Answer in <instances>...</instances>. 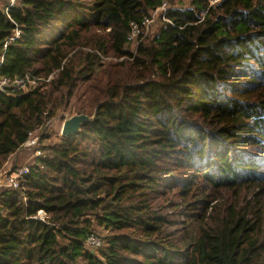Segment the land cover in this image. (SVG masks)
Wrapping results in <instances>:
<instances>
[{"label": "trees", "instance_id": "16d2710c", "mask_svg": "<svg viewBox=\"0 0 264 264\" xmlns=\"http://www.w3.org/2000/svg\"><path fill=\"white\" fill-rule=\"evenodd\" d=\"M17 1L0 77L51 80L0 92V174L77 93L96 118L1 194L0 264H264V0Z\"/></svg>", "mask_w": 264, "mask_h": 264}, {"label": "built area", "instance_id": "2783aa9c", "mask_svg": "<svg viewBox=\"0 0 264 264\" xmlns=\"http://www.w3.org/2000/svg\"><path fill=\"white\" fill-rule=\"evenodd\" d=\"M8 1V6L6 8V13L9 12V9L12 7H15L18 3L17 0H7ZM221 0H211L212 4H215L217 2H219ZM167 4H164L163 7L159 8L157 11L153 12L152 17L148 18L145 20V22H143V28H145L146 30L149 29V27L152 25V23L155 20L156 15L159 14H163V16L166 13L167 10ZM164 20L168 21L165 16H164ZM17 37L19 36V33H17L16 35ZM133 38H135L136 40H139L140 36H141V28L138 25H134L133 26V33L131 35ZM3 59L1 60L0 64H3ZM51 79H44V78H40V77H33L31 75H27L24 78H20V79H16V80H10V79H6V78H1L0 77V92H9V91H13V92H28L30 90V88H34L39 86L40 83H44V82H49ZM33 135V134H32ZM31 135V136H32ZM30 141V139H29ZM27 142L25 144V146H30V145H36L37 144V140L33 141V142ZM41 157H44V153H42V150L38 149L35 152V158L36 161L34 163L33 166H35V164L37 163V160ZM32 167L30 166H22L19 168H16L15 170H3L2 173L0 174V188H5L8 190H20L22 188V184L23 181L26 177V175H28V173L30 172V169ZM0 193V197H1ZM38 219L40 220H45L46 216L45 213L43 211H40L38 214ZM102 246V239L98 234H92L87 242H86V248L89 250H97Z\"/></svg>", "mask_w": 264, "mask_h": 264}, {"label": "rangeland", "instance_id": "374dc122", "mask_svg": "<svg viewBox=\"0 0 264 264\" xmlns=\"http://www.w3.org/2000/svg\"><path fill=\"white\" fill-rule=\"evenodd\" d=\"M192 0H180L179 4L187 6L191 3ZM215 1V0H214ZM163 18L162 16L158 13L155 17L154 22L152 25L149 27L148 31H151V34H154L157 32L158 28L162 25L163 23ZM162 22V23H161ZM137 47L136 42H132L131 48L135 50ZM84 99V98H83ZM79 107H82V104L78 101V93H77V98H74L69 106V108H64L61 111L58 112V115L50 121L47 125V127L43 130H39L35 133L30 138L29 142H33L37 140L36 145H30V146H24L21 148L20 151H18L15 155H13L7 164L5 165L4 169L7 170H15L16 168L22 167V166H30L33 167L36 158H35V152L40 149L42 150V153H44L43 148L50 145V144H57L60 140L61 131L63 127V123L68 116H74L78 113ZM90 114V113H89ZM46 135V136H45ZM49 138H45L48 137ZM5 191H8V189L5 188H0V193H3ZM98 235L101 237H106L107 232L103 230H98Z\"/></svg>", "mask_w": 264, "mask_h": 264}, {"label": "water", "instance_id": "95a60500", "mask_svg": "<svg viewBox=\"0 0 264 264\" xmlns=\"http://www.w3.org/2000/svg\"><path fill=\"white\" fill-rule=\"evenodd\" d=\"M95 118V115L91 117L82 114L66 117L61 131L62 137L70 138L80 134L87 124L94 122Z\"/></svg>", "mask_w": 264, "mask_h": 264}, {"label": "bare ground", "instance_id": "6f19581e", "mask_svg": "<svg viewBox=\"0 0 264 264\" xmlns=\"http://www.w3.org/2000/svg\"><path fill=\"white\" fill-rule=\"evenodd\" d=\"M168 5V4H167ZM168 7V6H167ZM153 14V13H152ZM162 17H163V20H164V16H163V14H160ZM152 17V16H151ZM165 18H166V16H165ZM165 21V20H164ZM165 22H167V23H169V21H165ZM148 31V30H147ZM140 39V38H139ZM130 40H131V42H136L137 44H138V41L139 40H136L135 38H133L131 35H130Z\"/></svg>", "mask_w": 264, "mask_h": 264}]
</instances>
